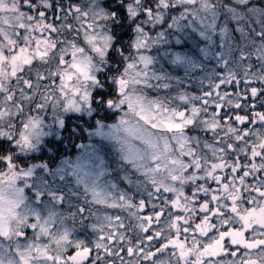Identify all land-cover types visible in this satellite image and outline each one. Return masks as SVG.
Here are the masks:
<instances>
[{
    "label": "snow or ice",
    "instance_id": "obj_1",
    "mask_svg": "<svg viewBox=\"0 0 264 264\" xmlns=\"http://www.w3.org/2000/svg\"><path fill=\"white\" fill-rule=\"evenodd\" d=\"M97 104L118 179L28 158ZM0 264H264V0H0Z\"/></svg>",
    "mask_w": 264,
    "mask_h": 264
},
{
    "label": "clouds",
    "instance_id": "obj_2",
    "mask_svg": "<svg viewBox=\"0 0 264 264\" xmlns=\"http://www.w3.org/2000/svg\"><path fill=\"white\" fill-rule=\"evenodd\" d=\"M111 2V0H109ZM97 63L101 65L99 72L103 75L100 76L99 85L93 86V90L99 89L100 92L109 93L111 90L108 87L112 82L109 80L105 82L104 77L111 75L109 68H115L117 66L115 60L109 59L107 62L97 60ZM98 72V74H99ZM114 99L117 97H113ZM50 111V110H49ZM121 113L114 108H107L106 105H94L92 113L87 111H81L76 113H64L68 128L59 129L60 135H56L57 129L55 128V116L49 115L48 112L43 113L44 117V131L49 135L42 137L41 145L38 150L28 153V158L38 157L42 159L54 158L59 161L61 157H67L69 163L75 160L80 154L92 155V152L99 153L105 161V166L111 169L110 173H106L107 176H111L114 179H118L121 168L119 165L123 163L119 159V152L115 147L113 141L106 139L105 137L97 136L91 132L96 125L97 120L103 121L106 126L109 123L115 121V117ZM77 145H83V147H77ZM90 149L91 151H87ZM14 150V149H13ZM25 155V154H21ZM52 167L55 164L51 165ZM125 171H132L130 168H125ZM71 178V177H69Z\"/></svg>",
    "mask_w": 264,
    "mask_h": 264
}]
</instances>
